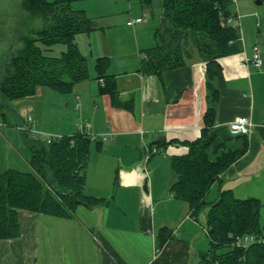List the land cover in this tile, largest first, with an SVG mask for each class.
<instances>
[{"label": "crops", "instance_id": "0c3cea01", "mask_svg": "<svg viewBox=\"0 0 264 264\" xmlns=\"http://www.w3.org/2000/svg\"><path fill=\"white\" fill-rule=\"evenodd\" d=\"M15 3L13 15L15 8L22 15L21 1ZM145 3L151 7V1ZM234 4L231 23L240 27L238 53L208 65L194 55L184 66L160 76L142 74L138 71L142 51L154 45L161 8L156 18L147 7L141 15L130 13L126 18L110 12L107 15L113 18L107 22L95 19L97 30L74 38L87 60L88 79L65 94L39 87L30 97L12 100L18 105L16 114L25 111L35 129L46 135H72L78 125L95 136L84 191L106 203L92 208L79 205L67 218L17 210L19 235L0 238V264H199L200 255L209 248L202 231L205 211L193 218L188 205L172 196L170 160L186 154L183 143L200 136L207 107L214 110V122L206 141L214 138L225 149L234 150L245 140L247 149L222 173L221 185L215 182L204 199L214 202L220 189L230 190L237 199H257L264 227V18L252 0H234ZM129 18H142V22L129 27ZM254 46L260 50L259 68L252 62ZM98 57L109 60L106 73L114 78L115 101L99 92L93 69ZM207 83L215 90L213 100ZM237 117L252 123L245 138L229 133L228 125ZM9 134L5 125L0 126V174L19 171L20 166L32 171L28 139L13 132L16 149V143H8ZM152 146L157 152L144 162V147ZM23 149L28 154L19 151ZM161 228L169 230L170 236L159 246ZM201 236L206 243H201Z\"/></svg>", "mask_w": 264, "mask_h": 264}, {"label": "trees", "instance_id": "16d2710c", "mask_svg": "<svg viewBox=\"0 0 264 264\" xmlns=\"http://www.w3.org/2000/svg\"><path fill=\"white\" fill-rule=\"evenodd\" d=\"M20 1L22 10L40 18L43 25L19 38L20 48L10 56L9 68L0 80L1 99L30 97L39 87L58 94L70 92L76 83L89 78L87 60L74 38L97 30L98 21L72 9L71 0ZM160 8L161 22L153 34L154 45L142 51L138 69L142 74L160 76L163 71L184 66L194 55L208 65L240 51L239 28L229 21L235 17L231 0H160ZM56 44H63L65 49L58 56L46 55ZM108 66L107 57L96 58L94 79L99 83V92L115 101L117 90L113 76L106 73ZM207 89L211 99H215V90L209 83ZM213 122L214 110L207 107L200 136L183 143L186 154L170 160L174 181L169 191L188 205L193 218L205 211L209 248L200 255L199 264H264V227L259 222V201L237 199L230 190L221 189L214 202L204 199L215 182L221 185L222 173L247 149L245 140L234 150L225 149L224 143L214 138L206 141ZM92 141L87 133L80 131L50 143L40 137L28 139L32 171L8 169L0 174L1 239L18 237L17 210L67 218L79 205L92 208L106 203L104 198L84 191ZM46 171L50 172L54 186L48 183ZM242 235H252L261 241L235 246L234 238ZM169 236V230L159 229V246Z\"/></svg>", "mask_w": 264, "mask_h": 264}, {"label": "rangeland", "instance_id": "374dc122", "mask_svg": "<svg viewBox=\"0 0 264 264\" xmlns=\"http://www.w3.org/2000/svg\"><path fill=\"white\" fill-rule=\"evenodd\" d=\"M47 1L51 2L53 0ZM145 1H151V7L147 6ZM15 2H18L19 4L20 0H0V75L4 74L9 68L10 56L16 53L20 48L19 38L23 35H28L33 28H39L43 25L40 18L33 17L23 10L21 15L19 14L21 13L20 9L18 10L19 12H16L15 8V12L13 15V10L16 4ZM252 4L254 8L260 10L263 13L264 18V0H252ZM70 6L71 8H84V13L87 17L97 19L99 22L100 20L101 22H107L111 18H113L112 16L107 15V13L110 12L116 13L118 17L124 16L126 18L127 16L129 17L130 13H138L139 15H141V9L147 7L148 11H152L151 13H153L154 17L156 18L160 10L159 0H71ZM232 7H236L234 1L232 2ZM6 10L7 12H11L12 17H7L5 15ZM131 10L133 12H131ZM100 16L102 17L101 19L98 18ZM118 17H116V19ZM148 18H152L150 16V12L148 13ZM64 49L65 46L63 44H56L51 46L49 48L50 51H46L45 54L50 56H58ZM9 50H11V52ZM5 102L6 103H2V101L0 102V126L5 125V127H7L11 132V134H9L8 136V143H16V141L14 140L15 136H12L13 132L17 133L20 137H22L23 135L24 139L25 137L27 139L37 137L38 135L36 133L32 134L30 132H27L26 130H24L25 128L21 130V132L19 131L20 129H16L17 127H26V120H24V122L22 121L23 117H26V112L24 111L23 113L17 115L16 113L19 111L18 105H16L17 103L9 100H5ZM1 114H4L5 121L2 120ZM15 124H17L16 127H14ZM19 124H21L22 126ZM15 148H18L17 143L15 145ZM19 151H21L23 155L24 151L25 154H28L27 152H29L26 149ZM18 169L21 172L29 171V169H27L26 167L24 168V166H20ZM46 179L50 185L54 186L53 182L51 181V174L49 171H46ZM202 236L200 238L201 243H206L205 237Z\"/></svg>", "mask_w": 264, "mask_h": 264}, {"label": "built area", "instance_id": "2783aa9c", "mask_svg": "<svg viewBox=\"0 0 264 264\" xmlns=\"http://www.w3.org/2000/svg\"><path fill=\"white\" fill-rule=\"evenodd\" d=\"M231 1L233 2L234 0H231ZM229 21H231V20H229ZM141 22H142V18H129L126 21V25L129 27H133L137 24H140ZM252 62H253L254 67H256V68H259L262 65L260 50L257 46H254L252 48ZM99 82H100V84H102L101 80ZM26 122H27L26 127H18L17 129L23 130L25 128L24 130H26L27 132H30L32 134L36 133L40 138L45 140L46 143H50L53 139L60 137V136H56V137L49 136V135H46L40 131H37L35 129V125H34L30 116L26 117ZM228 128H229V133L231 136H246L252 128V123L246 117H237L229 123ZM77 131L85 132L90 136V138L92 140L95 139V136L93 134H91L86 128H84L82 126L77 125ZM103 140H104V138H103ZM143 151H144L143 152V160H144V162H146V161H148V159L150 158L151 155H153L154 153L157 152V148H155L153 146L149 147V148L144 147ZM202 231L205 235L207 234L206 228H203ZM256 241L260 242L261 240H255V238L252 235H242V236H236L234 238L235 246L245 247V246H247L253 242H256Z\"/></svg>", "mask_w": 264, "mask_h": 264}]
</instances>
